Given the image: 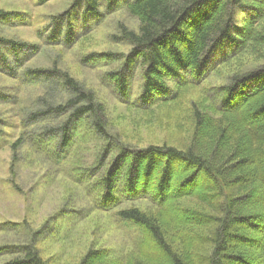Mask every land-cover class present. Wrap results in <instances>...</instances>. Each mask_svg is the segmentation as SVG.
<instances>
[{"label":"trees","instance_id":"16d2710c","mask_svg":"<svg viewBox=\"0 0 264 264\" xmlns=\"http://www.w3.org/2000/svg\"><path fill=\"white\" fill-rule=\"evenodd\" d=\"M103 1L123 6L139 22L138 31L121 25L118 38L131 46L126 67H142V105L171 98L170 82L182 89L201 84L227 61L231 49L264 44V33L257 29L264 20V0H78L85 5L83 20L98 17ZM74 11L53 18L56 23L65 15L68 21L53 31L51 42L62 36L63 42L73 41ZM241 12L250 17L249 24L239 19ZM9 14L2 11L0 18ZM2 42L12 43L13 49L28 45L0 37ZM226 45L229 50L213 62ZM110 74L127 97L125 69ZM63 78L74 96L52 110L63 114L83 102L62 125L66 146L75 130L71 124L79 130L86 117L99 136L106 135L104 105L67 73ZM217 95L214 112L195 104V126L185 147L124 145L109 158L95 181L101 188L97 205L118 208L123 221L138 227L135 257L126 260L108 249L90 248L78 264H264V63L234 73ZM142 197L154 208L118 207ZM187 201L198 208L188 207ZM9 247L14 250L6 264H49L33 241Z\"/></svg>","mask_w":264,"mask_h":264},{"label":"rangeland","instance_id":"374dc122","mask_svg":"<svg viewBox=\"0 0 264 264\" xmlns=\"http://www.w3.org/2000/svg\"><path fill=\"white\" fill-rule=\"evenodd\" d=\"M80 5L78 0H0V12L10 13L0 18V37L28 44L19 49L9 42L0 44V264L9 261L14 250L9 246L24 241L35 242L49 264H78L90 248L134 258L138 227L123 221L118 208L97 205L101 188L95 181L105 164L124 145L185 147L195 126V104L214 112L219 89L234 73L264 63V44L231 49L227 61L215 66L201 84L182 89L170 82L171 98L142 105V67H126L131 46L118 38L121 25L138 31L137 18L123 6L109 7L103 1L98 17L83 20L85 5ZM68 10H75L73 41L63 42L62 36L53 43V31L68 21L65 15L56 23L53 18ZM244 15L241 12L239 19L249 24L250 17ZM257 29L264 33V20ZM228 50L226 45L213 62ZM234 51L237 55L230 58ZM121 67L129 80L127 97L110 74ZM35 69L39 72L32 73ZM63 73L104 105L106 135L99 136L86 117L79 130L71 124L75 130L66 146L62 125L83 102L63 114L52 110L68 105L74 96ZM118 207L150 211L154 204L142 197Z\"/></svg>","mask_w":264,"mask_h":264}]
</instances>
